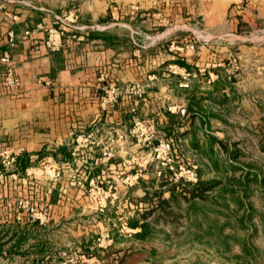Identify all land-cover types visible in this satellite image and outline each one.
<instances>
[{
	"label": "rangeland",
	"instance_id": "374dc122",
	"mask_svg": "<svg viewBox=\"0 0 264 264\" xmlns=\"http://www.w3.org/2000/svg\"><path fill=\"white\" fill-rule=\"evenodd\" d=\"M124 1L88 24L81 1L0 0V21L16 8L51 11L35 50L82 43L76 79L42 80L44 100L131 116L116 152L106 147L120 150L115 176L48 155L22 169L17 135L0 139V264H264V9ZM11 33L10 44L34 34ZM88 41L105 58L84 59Z\"/></svg>",
	"mask_w": 264,
	"mask_h": 264
},
{
	"label": "crops",
	"instance_id": "0c3cea01",
	"mask_svg": "<svg viewBox=\"0 0 264 264\" xmlns=\"http://www.w3.org/2000/svg\"><path fill=\"white\" fill-rule=\"evenodd\" d=\"M58 1V0H57ZM70 5L75 1H81V20L100 22L111 9L112 3L119 5L124 0H60ZM129 2H139L141 4L155 5L163 11L164 0H128ZM185 1V0H182ZM192 1V2H190ZM208 1L212 3L211 8L205 12L217 15L218 0H188V5H192L194 11L197 2ZM244 0H221L222 14L231 16L235 7H243V10L250 11L251 8L241 6ZM257 10L264 9V0H255ZM125 2V1H124ZM185 7V2L183 3ZM187 4V3H186ZM143 7V6H142ZM189 7V6H188ZM48 10V9H45ZM182 15L188 14L189 8H182ZM3 20L0 21V57L5 51L10 52V60L1 62L0 60V139L11 135H17L18 140L8 142L14 145L25 147V154L30 161L28 168L45 155L58 162L66 160L75 162L80 160L83 164V171L88 176H115L117 171H121L119 158L120 153L113 156L105 153L106 147H111L116 152L117 146L122 140V133L130 128L131 116L122 114L120 107L100 108L98 105H62L54 104L50 95L44 100L51 82L61 84L60 87L68 86L72 79L76 77L72 74L71 58L75 57L76 45L80 42H71L64 39L60 50L52 51L44 44L39 50H35L34 43L43 38L47 31L54 28L53 15L51 11L44 12L42 7L20 10L18 8L6 11ZM149 15L155 12L148 10ZM83 23V22H82ZM91 28V26H88ZM27 30L32 31V36L19 39L14 44L8 41L10 32L22 35ZM36 39V40H34ZM42 43V41H38ZM86 42L87 51L82 53L84 59L101 56H91L94 53L92 48L96 47L97 41ZM104 47V46H103ZM90 61V60H89ZM15 74L20 80L16 87L8 84L10 76ZM42 80H48L47 87L42 85ZM4 84V86H3ZM58 85V87H59ZM49 91V90H48ZM51 98V99H50ZM129 117V119L127 118ZM127 122V123H126ZM109 140H113L112 143ZM6 144V143H5ZM107 155V156H106ZM36 157V160H34Z\"/></svg>",
	"mask_w": 264,
	"mask_h": 264
},
{
	"label": "built area",
	"instance_id": "2783aa9c",
	"mask_svg": "<svg viewBox=\"0 0 264 264\" xmlns=\"http://www.w3.org/2000/svg\"><path fill=\"white\" fill-rule=\"evenodd\" d=\"M25 34H31V32L29 30H27L25 32ZM13 38H14L13 33H11V39L10 40L13 41ZM0 60L2 62H8L10 60V54L8 52L5 53L4 56L2 58H0ZM10 77L11 78L7 81L9 85L16 87V86H18L20 84V80H19V78H17V76L15 74L11 75ZM0 150H1V146H0ZM21 150H22V148L20 149V151ZM6 153H9V150L0 151L1 155H4Z\"/></svg>",
	"mask_w": 264,
	"mask_h": 264
},
{
	"label": "trees",
	"instance_id": "16d2710c",
	"mask_svg": "<svg viewBox=\"0 0 264 264\" xmlns=\"http://www.w3.org/2000/svg\"><path fill=\"white\" fill-rule=\"evenodd\" d=\"M17 163H18L17 165L20 166L22 169H25L26 167H28L31 164L25 153L18 157V162ZM2 168L3 167H2V164H1V160H0V170ZM131 225L135 226L136 224H131Z\"/></svg>",
	"mask_w": 264,
	"mask_h": 264
}]
</instances>
